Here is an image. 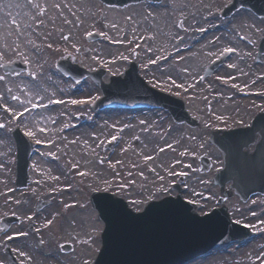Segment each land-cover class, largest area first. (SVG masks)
<instances>
[{
	"label": "rangeland",
	"instance_id": "rangeland-1",
	"mask_svg": "<svg viewBox=\"0 0 264 264\" xmlns=\"http://www.w3.org/2000/svg\"><path fill=\"white\" fill-rule=\"evenodd\" d=\"M225 1L163 0L158 4L138 2L117 7L100 0H7L11 10L19 6V20L23 16L21 43L30 70L36 75L0 80V89H8L11 98V92H19L23 86L27 114L30 113L25 128L45 144L30 157V183L18 189L13 181L15 157L11 156V142L0 134V215L15 212L27 218L26 212L37 198H56L52 199L54 206L57 201L59 207L74 210L75 225L70 227L76 230L74 234L92 245L102 225L93 219L95 211L87 200L93 189L113 191L139 209L150 198L174 193L170 185L184 173L182 194L197 204L198 212L215 205L218 193L210 182L222 159L217 147L207 140L209 131L247 121L256 108L264 107V54L261 60H255L264 19L245 8L228 18L221 17L219 10ZM65 5L69 10L67 26L51 23V18L62 17ZM53 7L57 13H52ZM37 9L48 10L50 14L42 15L45 19L51 17L48 23L38 24L45 21L38 20ZM34 24H38L37 32L33 31ZM93 29L103 36L87 41L85 34ZM227 47L234 51L210 75L202 77L207 63ZM64 51L74 54L83 66H104L105 79L108 74L122 73L127 60L134 59L148 82L183 97L199 125L175 122L161 108L93 111L88 104L100 89L88 77L75 82L60 74L54 60ZM38 96L57 106L48 108L46 117L38 111L31 114L30 105ZM72 100L86 104L72 105ZM79 111H87L83 122L76 115ZM71 122L79 124L62 132V127ZM112 136L117 137L114 147L103 148ZM200 153L212 160L209 171L197 170ZM27 195L33 201L21 200ZM227 204L232 216L251 223L258 236L243 247L225 245L185 264H264V194H254L244 203L234 197ZM234 204L240 209L233 212ZM23 205L29 208L25 210ZM50 207L45 212H51ZM59 221L57 216L54 231L61 230ZM21 224L10 229H20L24 226ZM51 231L44 233L51 235ZM69 236L71 233L65 232L63 238ZM28 253L35 262L37 251ZM0 260L4 264L1 255Z\"/></svg>",
	"mask_w": 264,
	"mask_h": 264
},
{
	"label": "water",
	"instance_id": "water-1",
	"mask_svg": "<svg viewBox=\"0 0 264 264\" xmlns=\"http://www.w3.org/2000/svg\"><path fill=\"white\" fill-rule=\"evenodd\" d=\"M103 1L110 4L124 5L136 0ZM241 5L249 6L256 13L264 15V0H232L223 7L221 15H229L234 9ZM97 35L96 33H91L88 37L92 38ZM263 51L264 38L260 42L259 51L257 53L258 58ZM225 54L226 53L211 61L206 66L204 74L210 73L222 61ZM56 63L65 74L76 79L83 77L87 73L83 67L71 62L67 56L60 57ZM103 72L104 69H96L89 72L101 85L103 91V95L92 103L93 107H101L104 105H131L138 101L140 103H145L146 101L150 103V101H153L156 104L169 107L176 120L180 121L184 119L191 125L197 124V120L190 117L184 110L183 102L180 98L166 95L146 85L144 81L138 77L137 69L132 62L125 70L124 76H111L110 81L107 83H104L101 79ZM261 115L262 114L256 115L253 122L254 127L260 124V130L264 136V121L259 119ZM239 130L241 129L223 130L222 134L212 132L211 138L209 139L217 143L224 154L225 165L215 173V181L223 186L225 181L231 176L236 191L246 198L252 192L258 190L264 192V165L262 163L260 166H254L248 163L247 167H244L242 163L239 165L234 163L236 158L238 160L244 159L248 161L253 159V153L248 157L244 153L233 154L231 150H228L229 147H232L230 139L240 135ZM245 132H247L246 129ZM238 145L240 146V142H238ZM28 148L29 146L25 145L23 152L19 153L17 157L16 181L18 186H24L28 182ZM199 160V170L204 171L209 169L211 162L208 157L200 155ZM90 197L92 205L97 208L99 212V217L105 221L103 250L104 260L107 264H158L146 260V257H151L159 252L157 257L152 258L153 261H157L162 258V255H166L168 252L167 250L161 252V250L159 251L160 248L175 247L179 248V250H186V248L192 247V245L201 244L186 252L184 257L189 258L210 245L223 241L224 239H221V237H224L226 234L237 233V228L230 222L225 207L214 209L206 215L207 217L200 220L191 209L193 205L179 198L164 197L160 200H154L149 202L143 211L134 213L125 207L126 204L124 201L119 198H113L111 194L94 191ZM119 214H121L120 217ZM13 219H15L13 215L3 216L0 220V225L2 228H7ZM119 222L127 224L126 229L128 235L133 238L143 239L140 244L137 243L136 248L133 250V256L131 255V257L125 254V249H117L115 247V238L120 236V234L115 235V231L118 228L116 223ZM133 222L136 224L133 228L134 230L130 231L129 224ZM138 222L144 225H139ZM157 232L164 240L157 237ZM241 234L242 233H239L237 236L243 237L244 234ZM207 236L210 238L206 239L205 237ZM218 236L221 237L217 238ZM169 261H173V263L177 262L174 256L170 257Z\"/></svg>",
	"mask_w": 264,
	"mask_h": 264
},
{
	"label": "flooded vegetation",
	"instance_id": "flooded-vegetation-1",
	"mask_svg": "<svg viewBox=\"0 0 264 264\" xmlns=\"http://www.w3.org/2000/svg\"><path fill=\"white\" fill-rule=\"evenodd\" d=\"M18 8L19 6H17V9L13 8V10H11L7 6V0H0V76L4 77L3 80L6 79L15 81L24 77L23 73H3L1 69V64L5 60H10L13 58L27 59L21 43V39H23V16L19 20L16 13L18 12ZM54 12L57 13L56 10L53 8L52 13ZM60 13L64 15L63 18L65 17L67 19L66 11L61 10ZM48 14L50 13L48 12ZM21 15H23V13ZM49 17V15L46 17V21ZM57 22L66 25V21L62 20V17H59L58 20L56 18H51V23ZM4 23H7V25L5 24V26H3ZM12 31H14L15 34H12ZM17 33H19V38L17 36ZM30 40L31 39H29L28 42H30ZM20 88H22H18L20 93L18 91L11 92V98L9 97L8 89H0V101L7 108V112H2L0 110V125H2V127H0V134H3L4 139L8 138L7 141L11 142V155L15 154V148L11 133L16 126H20L21 129H24L23 127L25 123V101L22 94L24 92L23 86H20ZM13 96L17 97V99L13 100ZM36 101L41 102L40 99H37ZM9 109H11V111H9ZM16 112L22 113V116H16ZM252 146L253 145H250V147ZM27 208L29 207L23 205V209ZM60 224V222L57 223L58 226H60ZM53 225H56V223L53 222ZM37 230H39V234L41 236V238L39 239H35L32 236L26 238L22 236H16L13 240L6 242L5 238L8 235H0V255L2 256L5 264H9L5 253L6 245H9L11 247L12 251L16 255V258L18 259V261H20V264L21 261L22 264H45V262L48 264H88L92 260L93 256L96 254L97 247L99 245V235L95 236L93 240L94 243L90 245L86 238H77L74 236L72 238L67 239L63 238L64 235L61 234L62 230L59 229L58 231L60 232L54 231L53 228ZM48 230H53L51 231V235H45L44 232ZM29 231L30 230L16 229L14 231L6 230L4 231V233L13 232L12 234H10L13 235L17 232L25 233ZM65 240L71 242L69 245V248H71V250L69 252H63L58 247ZM16 250L24 251L26 253L25 257H19ZM30 250L37 251L38 256L36 255L35 262L31 258V255L28 253V251Z\"/></svg>",
	"mask_w": 264,
	"mask_h": 264
},
{
	"label": "snow or ice",
	"instance_id": "snow-or-ice-1",
	"mask_svg": "<svg viewBox=\"0 0 264 264\" xmlns=\"http://www.w3.org/2000/svg\"><path fill=\"white\" fill-rule=\"evenodd\" d=\"M41 12H43V9H41ZM200 31H204V29H200ZM65 39H68V37H65ZM149 50H151V49H149ZM233 51H234L233 48L227 47V48H225L223 50L221 55H223L224 53L233 52ZM161 59H163V57H161ZM150 62L151 63H155V61H150ZM25 63H28V61H25ZM229 67H234V66L233 65H229ZM31 75L35 76L36 74L33 72V73H31ZM3 79H4V77L0 76V80H3ZM173 83H175V81H173ZM98 98H99L98 96L97 97H93L92 100H95V99H98ZM12 99L15 100V99H17V97L13 96ZM89 102H91V101H89ZM55 103H62V101H55ZM71 103H73V104L84 103V101L83 100H72ZM34 107H35V105H34ZM9 111H11V109H9ZM24 111L26 112V111H28V109L25 108ZM15 115L16 116H22V113L16 112ZM141 123H144V122L142 121ZM0 127H2V125H0ZM25 135L31 137V136H33V132L32 131H27L25 133ZM116 139H117V137H115V136L111 137V140H116ZM39 142L40 141H37V143H39ZM181 155H184V153H181ZM146 159H151V157H146ZM180 175H184V173H180ZM253 215H255V214H253ZM31 218H32L31 216L27 217V219H31ZM48 223L51 224V221H49ZM235 223L239 224L240 221L237 220V221H235ZM262 223H264V222H262ZM245 227H252V226L245 225ZM37 231H39V230H37ZM23 235H26V233L17 232V233H14L13 235L6 236L5 241L9 242V241L13 240L16 236H23ZM16 251H17V254H18L19 257H25L26 253L24 251H19V250H16ZM0 264H3V262L0 261ZM21 264H22V261H21Z\"/></svg>",
	"mask_w": 264,
	"mask_h": 264
},
{
	"label": "bare ground",
	"instance_id": "bare-ground-1",
	"mask_svg": "<svg viewBox=\"0 0 264 264\" xmlns=\"http://www.w3.org/2000/svg\"><path fill=\"white\" fill-rule=\"evenodd\" d=\"M209 28H210V27L207 26V29H208V30H209ZM247 72H248V71H247ZM248 74L251 75V72H248ZM254 81H256V79H254L253 81H246L245 84H251V83H253ZM245 93H246V92H245ZM246 95H248V94L246 93ZM246 98H249V96H247ZM245 166L247 167V164H244V167H245Z\"/></svg>",
	"mask_w": 264,
	"mask_h": 264
}]
</instances>
